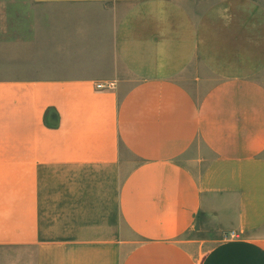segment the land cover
<instances>
[{
	"label": "crops",
	"instance_id": "obj_1",
	"mask_svg": "<svg viewBox=\"0 0 264 264\" xmlns=\"http://www.w3.org/2000/svg\"><path fill=\"white\" fill-rule=\"evenodd\" d=\"M0 264H264V0H0Z\"/></svg>",
	"mask_w": 264,
	"mask_h": 264
},
{
	"label": "built area",
	"instance_id": "obj_2",
	"mask_svg": "<svg viewBox=\"0 0 264 264\" xmlns=\"http://www.w3.org/2000/svg\"><path fill=\"white\" fill-rule=\"evenodd\" d=\"M113 87H114V83L113 82H108L106 85H102V84H97L96 85L97 89H102V88L111 89Z\"/></svg>",
	"mask_w": 264,
	"mask_h": 264
}]
</instances>
